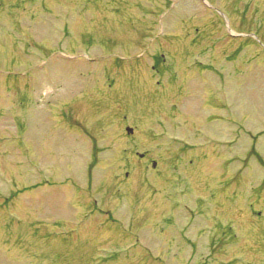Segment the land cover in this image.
<instances>
[{"label":"rangeland","instance_id":"1","mask_svg":"<svg viewBox=\"0 0 264 264\" xmlns=\"http://www.w3.org/2000/svg\"><path fill=\"white\" fill-rule=\"evenodd\" d=\"M0 264H264V0H0Z\"/></svg>","mask_w":264,"mask_h":264}]
</instances>
